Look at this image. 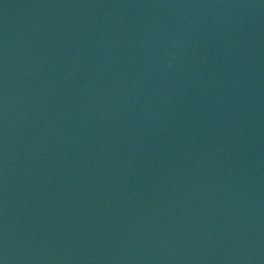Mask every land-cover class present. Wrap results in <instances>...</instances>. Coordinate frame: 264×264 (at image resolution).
Masks as SVG:
<instances>
[{
    "label": "water",
    "instance_id": "95a60500",
    "mask_svg": "<svg viewBox=\"0 0 264 264\" xmlns=\"http://www.w3.org/2000/svg\"><path fill=\"white\" fill-rule=\"evenodd\" d=\"M0 264H264V0H0Z\"/></svg>",
    "mask_w": 264,
    "mask_h": 264
}]
</instances>
